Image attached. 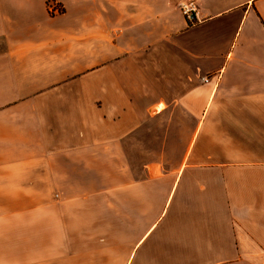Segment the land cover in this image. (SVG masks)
Wrapping results in <instances>:
<instances>
[{
  "label": "crops",
  "instance_id": "0c3cea01",
  "mask_svg": "<svg viewBox=\"0 0 264 264\" xmlns=\"http://www.w3.org/2000/svg\"><path fill=\"white\" fill-rule=\"evenodd\" d=\"M0 264H264V0H0Z\"/></svg>",
  "mask_w": 264,
  "mask_h": 264
},
{
  "label": "built area",
  "instance_id": "2783aa9c",
  "mask_svg": "<svg viewBox=\"0 0 264 264\" xmlns=\"http://www.w3.org/2000/svg\"><path fill=\"white\" fill-rule=\"evenodd\" d=\"M50 7L54 11L59 10L57 5L55 7L50 5ZM182 11L185 14L186 18L188 19V21L192 22L195 19H197V6L195 5L194 2L183 3Z\"/></svg>",
  "mask_w": 264,
  "mask_h": 264
},
{
  "label": "rangeland",
  "instance_id": "374dc122",
  "mask_svg": "<svg viewBox=\"0 0 264 264\" xmlns=\"http://www.w3.org/2000/svg\"><path fill=\"white\" fill-rule=\"evenodd\" d=\"M49 4H51L53 7L57 5L58 8H60L59 4L55 3V1H50Z\"/></svg>",
  "mask_w": 264,
  "mask_h": 264
}]
</instances>
